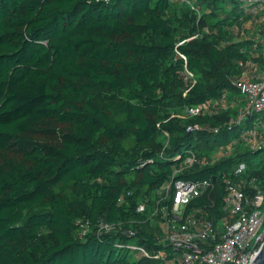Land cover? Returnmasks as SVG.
I'll return each instance as SVG.
<instances>
[{"label": "trees", "instance_id": "16d2710c", "mask_svg": "<svg viewBox=\"0 0 264 264\" xmlns=\"http://www.w3.org/2000/svg\"><path fill=\"white\" fill-rule=\"evenodd\" d=\"M260 69L264 0H0V264L177 255L137 206L215 177L178 223L216 221L224 175L264 189V110L236 96Z\"/></svg>", "mask_w": 264, "mask_h": 264}, {"label": "built area", "instance_id": "2783aa9c", "mask_svg": "<svg viewBox=\"0 0 264 264\" xmlns=\"http://www.w3.org/2000/svg\"><path fill=\"white\" fill-rule=\"evenodd\" d=\"M190 5L191 2L187 1ZM237 85L246 95V109L264 110V69L237 79ZM194 114L197 108L189 107ZM244 109L240 112L242 117ZM255 130L249 131L254 135ZM256 146H264L261 143ZM219 154V152H218ZM196 156L191 150L186 154L185 164H192ZM203 162V160H200ZM245 163L240 162L238 173ZM216 179V178H215ZM213 177L200 180L174 179L163 183L153 197L139 203L137 210L159 217L162 240L169 242L178 254L158 264H249L264 242V189L247 193L240 179L223 176L224 194L221 209L224 214L216 221L198 216L190 222L179 224L186 206L215 185ZM254 179L249 181L250 184ZM169 201V204H164ZM213 205V203H212ZM106 230L110 226L103 224ZM132 234V231H129ZM137 257L147 256L143 246L131 245Z\"/></svg>", "mask_w": 264, "mask_h": 264}, {"label": "rangeland", "instance_id": "374dc122", "mask_svg": "<svg viewBox=\"0 0 264 264\" xmlns=\"http://www.w3.org/2000/svg\"><path fill=\"white\" fill-rule=\"evenodd\" d=\"M236 96H240L245 98V93H238ZM259 116L264 117V112L260 113ZM52 124H41L37 126V129L34 130L32 133H36L38 137L41 138H47V139H53L56 135V131H58V128L52 129ZM218 154V153H216Z\"/></svg>", "mask_w": 264, "mask_h": 264}, {"label": "water", "instance_id": "95a60500", "mask_svg": "<svg viewBox=\"0 0 264 264\" xmlns=\"http://www.w3.org/2000/svg\"><path fill=\"white\" fill-rule=\"evenodd\" d=\"M213 181H216L215 177H213ZM249 264H264V242L261 243L257 253Z\"/></svg>", "mask_w": 264, "mask_h": 264}]
</instances>
